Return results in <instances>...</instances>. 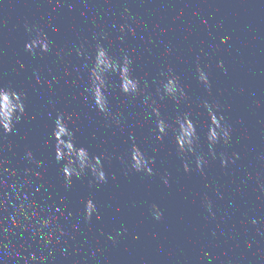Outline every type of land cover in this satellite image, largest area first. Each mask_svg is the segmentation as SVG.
I'll return each instance as SVG.
<instances>
[{
	"label": "water",
	"instance_id": "obj_1",
	"mask_svg": "<svg viewBox=\"0 0 264 264\" xmlns=\"http://www.w3.org/2000/svg\"><path fill=\"white\" fill-rule=\"evenodd\" d=\"M26 23L54 42L50 52L25 51ZM97 43L111 45L117 57L127 50L132 74L166 118L174 122L178 112L191 113L208 161L203 175L194 163L191 172L183 171L185 160L195 157L182 160L171 133L155 138V118L139 98L110 90L114 116L123 113L119 126L95 110L83 89ZM197 66L209 73L210 90L198 82ZM169 68L187 93L179 104L157 93ZM110 79L118 83L116 76ZM2 85L23 91L27 105L15 134L0 138V240L12 249L26 257L43 254L44 264H264V0H0ZM204 100L219 104L232 127L231 143L218 144L214 159L204 139ZM57 112L71 114L78 143L110 157L104 161L107 183L90 184L85 175L65 188L50 137ZM132 138L155 158L151 177L121 163ZM29 151L39 166L27 159ZM87 199L99 205V219H85ZM152 204L163 213L159 221ZM49 213L59 225L52 221L37 231V219ZM60 231L62 244L56 240ZM3 259L24 264L19 257Z\"/></svg>",
	"mask_w": 264,
	"mask_h": 264
},
{
	"label": "clouds",
	"instance_id": "obj_2",
	"mask_svg": "<svg viewBox=\"0 0 264 264\" xmlns=\"http://www.w3.org/2000/svg\"><path fill=\"white\" fill-rule=\"evenodd\" d=\"M125 11L127 12V8H125ZM25 29L28 31L29 39L25 42L24 49L30 55L38 56L46 54L54 47V42L36 25L30 28L26 23ZM221 43H226V41L222 39ZM110 49L111 45L105 47L101 43L96 44L94 54L90 57L91 66L85 65L88 79L83 89V94L90 98L97 112L103 114L110 122L114 120L117 126L123 120V113H117L114 116L111 110L112 97L110 90L118 88L120 94L125 97L132 100L139 98L147 116L155 118V128L153 130L155 138L162 141L171 133V137L175 142L177 155L182 160H184L186 154L195 157L194 161L185 160L183 171L185 173L191 172L192 168L190 164L194 163L196 170L203 175L208 161L204 152L200 149L201 135L191 113L178 112L174 122L170 117L166 118L162 115L157 106V101L147 92V85L144 84L142 87L141 80L132 74V59L127 50H122V55L117 57L110 54ZM85 55L87 58V54ZM219 67L224 68L223 62L219 63ZM65 74L67 75L68 73ZM112 76L118 78V83L110 79ZM196 78L206 90L211 89L209 73L199 66L196 68ZM39 82L37 80V83ZM157 93L160 95V99L171 98L176 104L187 99V93L182 80L174 74L171 68L167 70V75L164 79L159 82ZM26 107V94L23 91H18L11 85L0 86V138H7L9 135L15 134L16 126L22 122L26 115ZM202 107L208 117L204 139L208 146V155L214 159V150L218 144L227 145L231 143L232 127L224 115L221 114V106L219 104L204 100ZM78 130L71 114L66 112H57L55 114L50 137L53 141L54 159L59 165V171L63 176L65 188H71L73 179L79 180L85 175H91L92 180L89 181L90 184L99 186L107 183L108 175L104 167V161L110 159V157L103 152L98 155L92 154L87 147L78 143L76 137ZM132 139L133 142L130 144L125 156L120 158L121 163L125 164L133 172L151 177L154 174L152 165L155 163V158L144 152L135 142L134 138ZM26 156L30 162L39 166L40 162L34 159L30 151L26 153ZM229 162L228 158L223 155L221 156L220 163L222 167H227ZM0 168H2V163H0ZM27 171L26 169L25 172L27 173ZM3 172L7 173L8 169H3ZM33 174L37 177L40 175L38 172ZM161 180L165 185L169 183L166 173L161 177ZM2 185L3 182L0 180V186ZM253 191H256V189H253ZM16 199L19 200V196ZM205 203L208 211L211 213V203L208 201ZM16 210V206L14 205L12 207L13 213ZM19 210L24 213V219L27 221L28 213L24 212L23 203L19 204ZM57 212H59V209H57ZM84 215L88 221L93 216L99 219V205L92 199H87L84 202ZM151 215L157 221L163 218V213L156 204L151 205ZM9 219L13 225L17 224L16 219H13L11 216ZM33 219L37 218L34 216ZM52 221H56L57 225H59V219L54 213H49L47 218L37 219V231L49 227ZM251 223L255 225L257 220L252 219ZM8 231L9 229H4L5 233ZM65 231L59 232V235L56 237L57 243L62 244L64 242ZM119 235L120 233H117V236ZM107 239L113 243L117 242L112 235H108ZM46 244L50 246L51 242H44L41 244V247H45ZM0 249L3 251V256L0 257V264H6L3 257H19L20 260L24 261V264H44L46 259L43 254L39 258L35 254L27 257L23 256L15 249H12L9 243H4L2 240H0ZM205 255L207 256L208 254L205 253Z\"/></svg>",
	"mask_w": 264,
	"mask_h": 264
}]
</instances>
